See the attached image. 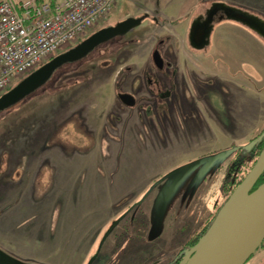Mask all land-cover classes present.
Listing matches in <instances>:
<instances>
[{"label":"rangeland","instance_id":"1","mask_svg":"<svg viewBox=\"0 0 264 264\" xmlns=\"http://www.w3.org/2000/svg\"><path fill=\"white\" fill-rule=\"evenodd\" d=\"M180 1L117 0L89 33L146 15L140 25L0 112V251L11 264H87L99 252L93 264H168L229 195L232 149L264 130V40L216 19L207 48L193 50L189 21L209 2ZM218 27L228 31L216 39ZM160 41L169 48L156 103L121 106L117 70L140 71ZM125 245L137 248L118 259ZM244 264H264V248Z\"/></svg>","mask_w":264,"mask_h":264},{"label":"water","instance_id":"2","mask_svg":"<svg viewBox=\"0 0 264 264\" xmlns=\"http://www.w3.org/2000/svg\"><path fill=\"white\" fill-rule=\"evenodd\" d=\"M222 11L219 20L228 19L244 25L264 38V20L240 8L224 2H214L205 16L199 15L191 20L188 30V44L194 50H205L210 43L213 30V16ZM142 18L127 17L113 25L104 26L73 47L55 55L42 64L9 90L0 95V112L22 100L45 83L60 66L84 58L98 45L116 37L124 36L141 24ZM156 63L161 61L158 51L153 52ZM118 97L127 106L134 104L128 93ZM264 136V131L246 148H251ZM234 147L232 150H235ZM264 168V146L255 163L228 195L209 226L196 243L184 251L179 264H244L264 240V184L249 194L251 185ZM187 171L181 172L168 188V192L179 182ZM123 214L120 216L122 217ZM112 226H109L110 231ZM95 255L87 264H91ZM0 264H11V259L0 251Z\"/></svg>","mask_w":264,"mask_h":264},{"label":"built area","instance_id":"3","mask_svg":"<svg viewBox=\"0 0 264 264\" xmlns=\"http://www.w3.org/2000/svg\"><path fill=\"white\" fill-rule=\"evenodd\" d=\"M117 0H0V95L71 46Z\"/></svg>","mask_w":264,"mask_h":264},{"label":"flooded vegetation","instance_id":"4","mask_svg":"<svg viewBox=\"0 0 264 264\" xmlns=\"http://www.w3.org/2000/svg\"><path fill=\"white\" fill-rule=\"evenodd\" d=\"M214 2H219V1H210L208 3V5H206L203 8V10L200 13H198L196 16H199V15L205 16L206 11L211 7V5ZM221 14H222V11L221 10L218 11L216 14H214V16H213V23H214V21L216 19L219 18V16ZM142 16H140V17H142ZM166 48H168L167 44L166 43H163V41H160L158 43V45L152 49L149 63L143 64V66L141 67V69H139L140 71H138L137 73H135L137 70L134 68L133 65L132 66H128V65L125 66L124 65L123 67H120L117 70V73H116L117 79H115L114 81L117 82L115 84V87L118 88V91L116 92V97H117L118 102L121 104V106H123L125 108H135L143 100H147L150 103H153V102L156 103V98L160 96V91H156V89H155L156 85L155 84L156 83L159 84V78L165 77V75L162 74V71L166 67V64H167V61L166 60H167V58L163 57L162 51L164 49H166ZM155 51H158L159 54H160L161 61L159 63H156L153 60V58H152V54ZM119 60L120 59H118V58H113V59H107L105 61V63L103 64V67H104V71H105V73L107 75L109 73H112V71L116 68V66L120 62ZM148 67L150 68V70L148 71V73H150V74H148L147 81H144L141 78L144 77L145 72H146V69ZM128 79H130V87H127V89H124L125 82L128 81ZM135 83H136V85H135ZM134 85L136 87H134ZM145 92L147 93V95L144 94ZM119 93H128V94H130L134 98V104L132 106H127L118 97V94ZM163 94L166 97L167 93L165 92ZM144 98H146V99H144ZM180 250H181V248L178 249L175 257H177V254L179 253ZM100 254L101 253L99 252V253H97L95 255V258H94V260L92 261L91 264H93L97 260V258L99 257ZM174 258L172 260H170V262L168 264H179L180 261L178 263H175V259ZM118 259H123V258H121L119 256ZM151 264H158V260H155Z\"/></svg>","mask_w":264,"mask_h":264},{"label":"trees","instance_id":"5","mask_svg":"<svg viewBox=\"0 0 264 264\" xmlns=\"http://www.w3.org/2000/svg\"><path fill=\"white\" fill-rule=\"evenodd\" d=\"M201 5H207V4H201ZM243 10V9H242ZM245 11V10H243ZM250 13V12H249ZM252 14V13H251ZM255 15V14H254ZM257 16L258 18H261L259 17L258 15H255ZM146 15H143L141 18H145ZM263 20V18H261ZM243 27L247 28L248 30H250L251 32L255 33L256 35H258L256 32H254L253 30L249 29L248 27L242 25ZM261 39L264 40V38L260 35H258ZM98 47V46H97ZM84 59V58H82ZM81 60V59H80ZM19 81V80H18ZM264 131V130H263ZM262 131V132H263ZM261 132V133H262ZM260 133V134H261ZM259 136V135H258ZM258 136L254 137L253 139L250 140L249 143H251L252 141H254ZM247 144V145H248ZM263 146H264V136L258 140L251 148L247 149L246 148V145H241V146H238L236 147V149L234 150L235 152V159H234V164L232 165L231 169H230V172L229 174L230 175H234L235 179L232 178L231 179V183H232V187L230 190V193L233 191V189L240 183V181L244 178V176L248 173V171L251 169V167L253 166V164L255 163L256 159L258 158V156L260 155V153L262 152V149H263ZM236 170V171H235ZM240 170H244V172L241 174L240 177H238V180H236V176H237V173L238 171ZM262 184H264V168L262 169V171L259 173V175L257 176V178L255 179V181L253 182V184L251 185V188H250V191H249V194L253 193L258 187H260ZM228 191V189H227ZM229 193V194H230ZM228 197V196H227ZM226 197V198H227ZM226 200V199H225ZM224 200V201H225ZM224 203V202H223ZM222 203V204H223ZM221 204V205H222ZM221 205L218 207V209L216 210L215 214L217 213V211L219 210V208L221 207ZM214 214V216H215ZM121 216V215H120ZM213 216V217H214ZM213 217L211 218V220L213 219ZM145 218V217H144ZM143 218V219H144ZM146 221V218L144 219ZM211 220H209V222L207 223L206 226H204V228H202V230L197 234V236L194 237L193 241L188 243V245L186 244V246L181 249L179 251V253L177 254V257L175 258V263H178L181 258L183 257V254H184V251L186 249H189L191 246H193L196 241L198 240V238L204 233V231L206 230V228L209 226ZM133 228L130 229V231H132ZM128 231V230H127ZM110 232V231H109ZM138 241L135 240L134 241V245L135 246H138L139 247V244L137 243ZM261 248H264V240L262 241V243L260 244ZM122 258V257H121Z\"/></svg>","mask_w":264,"mask_h":264},{"label":"crops","instance_id":"6","mask_svg":"<svg viewBox=\"0 0 264 264\" xmlns=\"http://www.w3.org/2000/svg\"><path fill=\"white\" fill-rule=\"evenodd\" d=\"M205 1H208V2H210V1L224 2V3L228 4V5H231V6L243 9V10H245L247 12L252 13V14L258 15L259 17H261V16L263 17L264 16V0H199V3L201 4L202 2L204 3ZM182 2H183V0L180 1L181 4H182ZM181 4H180V7H181ZM191 20H192V17H191L189 22H191ZM231 24H233V23H231ZM228 27L231 28V31L229 30V33L231 35L234 34L236 37H238L239 36L238 34L240 32H244V33L247 34V36L249 35L250 37L254 38V35L250 31H248L245 27L241 26L240 24L236 23V24H233V25L228 26ZM227 31L228 30H226L224 28L218 27L213 32H214V36L216 35V39H217V38H219L220 35H223ZM168 48H169V45H168ZM162 54H163V57L168 58L167 49H164L162 51ZM114 72H115V69L112 71V73H114ZM115 84L116 83H114V87H115ZM128 87H130V83H129ZM184 107H186V106H184ZM74 207H76V205L73 204L72 208H74ZM88 208L92 209V204ZM72 210H74V209H72ZM70 214H71L70 215V217H71L72 216V212ZM81 219H82L81 217L76 218L73 222L75 224H76V222H78V224L80 223V225H81V223H82ZM69 222L72 225H75L72 222V220H70V218H69ZM134 248H137V247H134ZM134 248L133 247L127 248L126 245H125V248L123 249V252L119 256L122 257V258H124V257L128 258L130 256V254H131L130 252H132L134 250Z\"/></svg>","mask_w":264,"mask_h":264}]
</instances>
